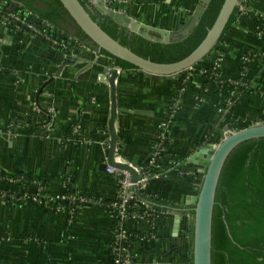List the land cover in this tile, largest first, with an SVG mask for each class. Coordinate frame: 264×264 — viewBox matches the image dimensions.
I'll return each mask as SVG.
<instances>
[{"label":"crops","instance_id":"0c3cea01","mask_svg":"<svg viewBox=\"0 0 264 264\" xmlns=\"http://www.w3.org/2000/svg\"><path fill=\"white\" fill-rule=\"evenodd\" d=\"M202 3L111 0V7L146 24L173 28L187 21ZM0 4L13 7L3 0ZM237 11L220 42L223 76L244 73L246 51L264 52V28L258 37L255 27L264 15V0H241ZM56 43L18 33L0 20V169L32 172L47 179L48 189L54 192L62 190L63 176L69 172L74 188L112 199L118 174L103 165L109 139L108 75L116 64L112 57L84 45L68 57ZM263 65L254 57L243 76L246 81L239 78L241 87L232 94L202 87L205 77L200 74L180 94L181 75L154 76L135 68L120 71L116 156L133 166H145L163 141L154 176L143 191L168 203L153 224L128 221V229L136 233L133 264H189L182 258L181 212L191 206L186 201L198 191L204 166L188 162V156L218 142L219 131L229 123L242 128L264 120ZM175 98L178 108L169 117ZM76 121L88 142L66 139L67 128ZM4 189L15 186L0 184V190ZM112 235V220L100 206L86 204L70 221L65 213L30 201L0 198V264H108Z\"/></svg>","mask_w":264,"mask_h":264},{"label":"trees","instance_id":"16d2710c","mask_svg":"<svg viewBox=\"0 0 264 264\" xmlns=\"http://www.w3.org/2000/svg\"><path fill=\"white\" fill-rule=\"evenodd\" d=\"M3 1L6 4L13 3L14 6L10 8L7 5L3 6L0 4L1 21L8 14H14L20 21L30 24L38 30L36 33L31 31L26 25H23L26 34L37 36L48 44H52V40H55L57 42L55 47L63 51L68 57L80 51L82 43L55 27L34 11L15 0ZM79 1L91 18L104 31L136 54L156 62H172L188 55L201 42L215 20L224 0H209L193 30L183 39L170 43L150 41L135 33H131L125 27L114 22L108 15L97 11L90 1ZM237 13L238 11L232 13L225 30L237 18ZM9 22L12 24L17 23L13 20ZM221 39L222 37L212 53L193 67L196 69L192 71V75L188 78L186 87L195 74H200L198 72L199 67L205 68V75H203L205 78L202 82V87L214 86L230 93V91H235L241 87L240 80L246 81L243 76H229L230 79L237 82L233 84L228 81L227 76L214 79L211 75V72L214 71L213 55L216 52H222L220 47ZM110 57L114 59L115 64L120 66L121 69L134 68L129 62L113 56ZM242 62L245 63L244 60ZM186 74L187 71L182 73L180 79ZM239 78L243 80L240 79L238 81ZM73 124L66 130V139L73 136L71 133ZM145 166L151 173L155 170L154 165L146 164ZM0 176L19 178L18 181L13 183L19 188L23 186L28 188L38 187L39 185L36 182L41 181L43 182L41 192L46 193L49 191L47 179L38 177L29 171L17 170L8 173L0 169ZM66 178V175H64L63 179L66 180ZM0 184L7 185L10 183L3 179L0 180ZM66 188L67 193L81 194L93 199L99 198L91 190L73 188L72 177L67 181ZM132 191L135 197L131 200V202H135L132 212L148 208L157 213L168 205L166 201L161 200L157 196L146 194L143 189L134 187ZM14 195L16 198L19 197L21 191H14ZM19 202L23 203L24 201L20 200ZM82 207L83 205H79L78 211ZM192 207L189 206L187 210L181 212L182 237L185 240L182 258L185 260L191 259L189 225L193 223L189 221ZM135 220L138 221V219ZM113 226L114 221H112ZM129 232L130 237L124 242V245L132 247V243L136 239V233ZM131 258L132 261L135 260L134 251ZM108 264H113L111 255L108 259ZM211 264H264V137L249 139L239 143L229 153L224 162L216 187L212 213Z\"/></svg>","mask_w":264,"mask_h":264},{"label":"water","instance_id":"95a60500","mask_svg":"<svg viewBox=\"0 0 264 264\" xmlns=\"http://www.w3.org/2000/svg\"><path fill=\"white\" fill-rule=\"evenodd\" d=\"M15 1L34 11L49 23L94 51L129 62L135 69L148 75L168 77L180 76L212 53L225 31L230 16L237 11V7L241 2V0H224L204 38L188 55L172 62H156L136 54L111 37L91 18L79 0ZM208 1L203 0V3L196 7L187 21H181L178 26L173 28L146 24L122 11L107 7L102 0L95 1V9L108 15L114 22L125 27L131 33L150 41L170 43L183 39L193 30ZM12 6L14 5L12 4ZM121 70V67L116 65L108 75L110 108L107 130L109 139L107 162L103 166L108 165L117 170H125L131 174L132 180L136 181L142 177L136 167L128 162L116 160L117 134L115 120L119 113L116 102V80ZM134 111L137 113L146 112L141 109H135ZM219 133L220 138L214 149L200 147L194 150L187 159L188 162L204 166L197 193L190 196V199L188 198L186 201V204L193 206L189 221L193 223L189 225L191 259L189 258L188 261L191 264H211L212 213L216 187L222 167L229 153L239 143L264 137V120L242 128H235L232 123H229ZM179 221L180 217L177 216L174 224L175 234L178 230Z\"/></svg>","mask_w":264,"mask_h":264},{"label":"built area","instance_id":"2783aa9c","mask_svg":"<svg viewBox=\"0 0 264 264\" xmlns=\"http://www.w3.org/2000/svg\"><path fill=\"white\" fill-rule=\"evenodd\" d=\"M91 2V4L95 7V1L96 0H88ZM103 3L109 7H111V0H102ZM240 6V3L239 5ZM2 21L4 23L9 24L13 27V29L18 33H25L23 29V25H26L31 31L38 32L36 28H34L30 24H25L23 21H20L18 17L14 14H8L6 17H4ZM13 20L17 23H10L9 21ZM257 29V36L260 37L261 32L264 28V15L258 19L255 25ZM74 55V54H71ZM220 57L221 52H216L213 55V68L214 71L211 72V75L214 77V79H218L222 77L221 73L219 72V63H220ZM256 57L262 63L264 64V52L260 51H253L248 50L244 53V57L242 58L244 60V73L242 71V74L240 76H244L247 65L250 61L253 60V58ZM264 66V65H263ZM194 68H189L187 70V74L183 76L182 79H180L179 85H178V93L183 94L187 87L186 84L188 82V78L192 75V71H194ZM198 72L200 75H205V68L199 67ZM228 77V81L230 83H237L236 81L232 80ZM234 91H230V94H232ZM179 99L175 98L171 105H170V114L169 117H172L178 108ZM169 120V119H168ZM256 124V123H255ZM81 124L80 122L76 121L72 125L71 133L72 137H69V139L79 141V142H88L87 139H85L81 135ZM218 142H214L209 144V147L206 149H214L216 147ZM163 141H160L158 144L156 150L153 152L151 157L148 160V165H154L157 166L156 162L158 159V156L162 153L163 150ZM116 160L124 161L126 162L122 157L116 156ZM158 163V162H157ZM136 167L138 172L142 174V177L136 181L132 180L131 174L125 170H117L113 168L114 173H117L118 176H116L117 179V193L116 196L112 199H93L90 197H86L81 194H75V193H67L66 183L69 181L71 174L69 172H66L64 175H66V180H62V190L59 192L54 191H47L46 193H42V185L43 182L37 181L36 183L39 185L38 187H32L28 188L26 186H23L19 188L17 185H14L16 181L19 180V178H12V177H4L0 176V180H7L8 183L15 186L14 190H0V198L6 199V200H15V201H30L33 202L35 205L47 209L53 212H61L65 213L68 216V219L70 221L74 220V217L78 214V207L79 205H86V204H92L95 206H100L103 208L109 215L112 221H114V226L112 227L113 235L111 243L109 244V251L110 255L113 260V264H133L134 261H132V247L124 245V242L130 237V230L128 229L127 223L130 220H145L147 222H150L153 224L156 219V214L158 212H153L149 210L148 208L132 212L133 207L135 206V202H131L134 197V193L132 189L136 187L137 189H143L145 184L148 182V180L154 176V173H151L147 170V166H141ZM120 172V174H119ZM74 188V187H73ZM21 191V195L19 197H15L14 191ZM146 205V204H145ZM147 207V205H146Z\"/></svg>","mask_w":264,"mask_h":264},{"label":"rangeland","instance_id":"374dc122","mask_svg":"<svg viewBox=\"0 0 264 264\" xmlns=\"http://www.w3.org/2000/svg\"><path fill=\"white\" fill-rule=\"evenodd\" d=\"M196 69V68H195Z\"/></svg>","mask_w":264,"mask_h":264}]
</instances>
